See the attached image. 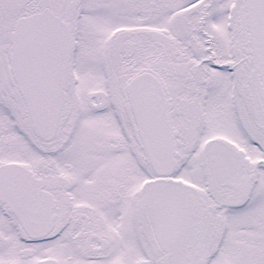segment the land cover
<instances>
[{"label":"snow or ice","instance_id":"6c2138e0","mask_svg":"<svg viewBox=\"0 0 264 264\" xmlns=\"http://www.w3.org/2000/svg\"><path fill=\"white\" fill-rule=\"evenodd\" d=\"M0 264H264V0H0Z\"/></svg>","mask_w":264,"mask_h":264}]
</instances>
